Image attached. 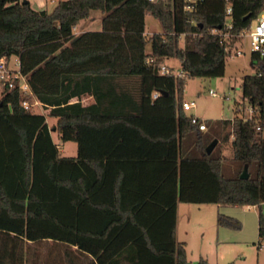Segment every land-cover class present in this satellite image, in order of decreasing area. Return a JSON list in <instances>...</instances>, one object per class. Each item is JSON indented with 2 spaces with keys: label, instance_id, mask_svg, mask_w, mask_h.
<instances>
[{
  "label": "trees",
  "instance_id": "trees-1",
  "mask_svg": "<svg viewBox=\"0 0 264 264\" xmlns=\"http://www.w3.org/2000/svg\"><path fill=\"white\" fill-rule=\"evenodd\" d=\"M184 7V0H59L48 12L28 0H0V56L19 58L34 96L49 109L26 110L18 90H2L0 264H96L84 251L100 261L97 253L107 250L105 264H192L176 239L178 203L262 206L263 67L242 79L253 115L214 122L238 165L231 175L205 146L198 155L183 153L187 135L202 131L182 104L187 79L224 75L237 34L261 16L264 0ZM95 11L101 30L75 35ZM147 14L162 33L147 37ZM225 31L230 36L222 41ZM167 58H177L185 76L161 73ZM87 96L93 103H82ZM47 116L56 118L52 129L63 142L77 143L76 156L62 155ZM245 165L249 176L242 179ZM218 224L242 227L223 214ZM258 233L264 240L261 209ZM48 239L65 253L31 262V243Z\"/></svg>",
  "mask_w": 264,
  "mask_h": 264
},
{
  "label": "rangeland",
  "instance_id": "rangeland-1",
  "mask_svg": "<svg viewBox=\"0 0 264 264\" xmlns=\"http://www.w3.org/2000/svg\"><path fill=\"white\" fill-rule=\"evenodd\" d=\"M27 1V0H21ZM36 10H46L51 12L59 0H28ZM93 14L101 15L99 11ZM264 15V9L262 14ZM256 20L252 21L254 25ZM101 28L100 21L92 30ZM78 30L74 29V32ZM163 28L160 22L152 15H147L146 35L150 38L155 33H162ZM180 45H184V38L180 40ZM244 45V53L237 56H228L225 65V73L221 77L189 78L183 90V101L194 102L191 110L186 111L188 115H195L204 120L207 129L198 136L196 131L191 132L183 141V153L188 156L198 155L215 139L217 144L213 150L215 155L224 158V169L226 174L231 175L237 170L238 165L232 160V150L230 143H223L220 134L222 129L214 122L218 120H231L234 118H249L250 102L243 98L241 84L244 75L252 74L255 71L251 63V53L249 40L245 38L235 46ZM233 47V48H234ZM151 51L150 43L146 48ZM16 60L15 56L11 61ZM165 65L173 69L175 74L181 72L180 61L177 58H167L162 61ZM3 87L0 84V100L2 98ZM214 92V94L211 93ZM83 104H88L91 100L82 99ZM36 110L45 115L49 109L36 107ZM56 118L47 116V123L51 129L53 141L58 145L64 156H76L77 143L74 141L63 142L57 131L53 130ZM213 122V123H211ZM264 138V129L262 131ZM264 214V203L261 207L246 205L228 204H197L180 203L177 238L185 243L187 259L192 264H196L201 258L206 259L210 264H264V240L260 239L258 233V214ZM220 214L238 219L241 229H233L220 226L218 217ZM31 262L36 258L54 259L58 254L65 253L66 246L54 243L52 239L31 243ZM75 246H72L74 248ZM35 261V260H34ZM54 261V260H52Z\"/></svg>",
  "mask_w": 264,
  "mask_h": 264
},
{
  "label": "built area",
  "instance_id": "built-area-1",
  "mask_svg": "<svg viewBox=\"0 0 264 264\" xmlns=\"http://www.w3.org/2000/svg\"><path fill=\"white\" fill-rule=\"evenodd\" d=\"M197 0H184L185 2V11H189L192 7L194 2ZM230 8L227 10V14H230ZM232 24L227 22L226 29H231ZM213 32H217L213 30ZM222 41H226L230 34L228 31L220 33ZM237 38H239L238 43L248 38L249 40V48L251 57L253 56V60L255 62L254 68L263 67L264 69V15H261L254 25H251L248 30L241 31L237 34ZM244 45L235 46L231 49L229 55L230 56H237L242 55L245 51L243 48ZM12 57V56H11ZM11 57L7 56H0V84L2 85L3 89L7 91L18 90L20 94L24 97L21 104L22 106L31 112L40 113L36 110V107L42 108L44 107L43 103H41L33 94L32 89L27 81L25 75H23L21 71V63L18 57L14 62L11 61ZM252 61V58H251ZM252 63V62H251ZM256 70V69H255ZM160 71L163 74H173L174 76H185L184 72H180L179 74H175L171 71L167 66L161 65ZM261 74V71H259ZM214 94L213 91H211ZM161 93L155 92L153 97L156 98ZM77 98L73 99L71 102H78ZM83 101V100H81ZM183 109L185 111H189L194 106V102H183ZM250 112L254 113V108L250 106ZM191 122L197 126V130L203 131L207 129L206 122L200 119L199 117L192 115Z\"/></svg>",
  "mask_w": 264,
  "mask_h": 264
},
{
  "label": "crops",
  "instance_id": "crops-1",
  "mask_svg": "<svg viewBox=\"0 0 264 264\" xmlns=\"http://www.w3.org/2000/svg\"><path fill=\"white\" fill-rule=\"evenodd\" d=\"M93 13L91 14L90 18L80 21L79 24L75 26L74 29L78 30V31L74 32L75 35H79V34H81L83 32H86V31H99V30H101V28L98 29V30H92V29H90L91 26H92V24H94V26H95V24L97 22L100 21V23H101V19H102V16L101 15H99V14L95 15ZM147 15L145 17V33H146ZM180 65H181V63H180ZM86 98H88V99L91 100L88 104L93 103L94 100H93V98L91 96H87ZM203 131H205V130H203ZM179 208H180V203H178V206H177V225H176V239H177V241H179L178 238H177L178 220H179ZM179 242H181V241H179ZM76 248L77 247L75 246L73 249H76ZM84 252H85L86 256L88 257V259L91 260V261H95L96 264H105L106 262H108L111 259V251L110 250H107V251H99L97 253L98 256H102L103 255V257H101L102 260H100V261L98 260V257L97 256H95V255H93V254H91L89 252H86V251H84Z\"/></svg>",
  "mask_w": 264,
  "mask_h": 264
},
{
  "label": "water",
  "instance_id": "water-1",
  "mask_svg": "<svg viewBox=\"0 0 264 264\" xmlns=\"http://www.w3.org/2000/svg\"><path fill=\"white\" fill-rule=\"evenodd\" d=\"M217 144V139L213 140L206 148L205 151L206 153L209 155L213 152L215 146ZM249 174H248V170H247V165L244 166V169L242 171V173L240 174V178L242 179H246L248 178Z\"/></svg>",
  "mask_w": 264,
  "mask_h": 264
}]
</instances>
